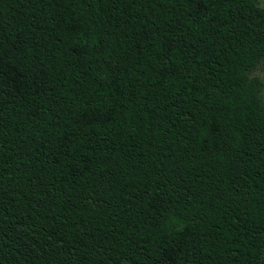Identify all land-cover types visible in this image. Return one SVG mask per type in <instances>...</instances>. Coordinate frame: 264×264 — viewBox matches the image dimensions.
Segmentation results:
<instances>
[{"label":"trees","instance_id":"obj_1","mask_svg":"<svg viewBox=\"0 0 264 264\" xmlns=\"http://www.w3.org/2000/svg\"><path fill=\"white\" fill-rule=\"evenodd\" d=\"M257 0H0V264H264Z\"/></svg>","mask_w":264,"mask_h":264},{"label":"rangeland","instance_id":"obj_2","mask_svg":"<svg viewBox=\"0 0 264 264\" xmlns=\"http://www.w3.org/2000/svg\"><path fill=\"white\" fill-rule=\"evenodd\" d=\"M259 6L264 7V0H257ZM253 76L259 77L264 81V63L259 65V67L254 71Z\"/></svg>","mask_w":264,"mask_h":264}]
</instances>
